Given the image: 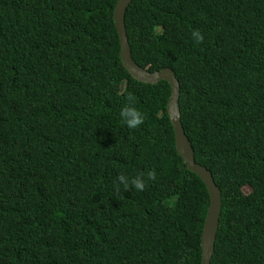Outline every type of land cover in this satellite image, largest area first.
<instances>
[{"label":"trees","instance_id":"obj_1","mask_svg":"<svg viewBox=\"0 0 264 264\" xmlns=\"http://www.w3.org/2000/svg\"><path fill=\"white\" fill-rule=\"evenodd\" d=\"M118 1L0 0V264L202 262L210 196L177 151L170 84L123 65ZM125 23L135 63L179 80L221 191L211 264H264V0H133Z\"/></svg>","mask_w":264,"mask_h":264},{"label":"water","instance_id":"obj_2","mask_svg":"<svg viewBox=\"0 0 264 264\" xmlns=\"http://www.w3.org/2000/svg\"><path fill=\"white\" fill-rule=\"evenodd\" d=\"M132 1L119 0L114 13L115 25L121 44L122 62L131 77L138 82L157 85L165 81L171 86L172 95L168 104V114L175 131L177 151L180 157L184 159L188 170L203 181L210 196V207L202 235L201 264H211L215 253V244L222 213V194L215 183L213 174L196 163L194 149L181 124V111L179 108L180 83L174 72L171 69H163L159 72L150 73L139 67L133 60L125 23L126 12Z\"/></svg>","mask_w":264,"mask_h":264},{"label":"clouds","instance_id":"obj_3","mask_svg":"<svg viewBox=\"0 0 264 264\" xmlns=\"http://www.w3.org/2000/svg\"><path fill=\"white\" fill-rule=\"evenodd\" d=\"M194 39L198 43L204 42V36L199 31H194L192 33ZM128 104H126L120 111V119L123 124H125L129 129H138L145 122V115L134 106L133 97H128ZM148 178L154 180L155 173L149 172ZM119 181L127 187L128 181L125 176L121 175ZM132 184L138 191H143L145 188L144 181L137 177L132 180ZM117 191H119V186H117Z\"/></svg>","mask_w":264,"mask_h":264},{"label":"rangeland","instance_id":"obj_4","mask_svg":"<svg viewBox=\"0 0 264 264\" xmlns=\"http://www.w3.org/2000/svg\"><path fill=\"white\" fill-rule=\"evenodd\" d=\"M244 192H245L246 194H249V193L251 192V189H250L249 187H246V188L244 189Z\"/></svg>","mask_w":264,"mask_h":264}]
</instances>
